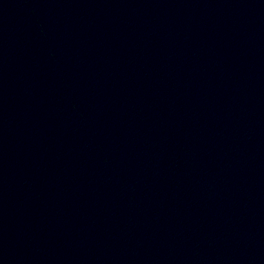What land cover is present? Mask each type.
Listing matches in <instances>:
<instances>
[{"label":"water","instance_id":"obj_1","mask_svg":"<svg viewBox=\"0 0 264 264\" xmlns=\"http://www.w3.org/2000/svg\"><path fill=\"white\" fill-rule=\"evenodd\" d=\"M0 264H264V0H0Z\"/></svg>","mask_w":264,"mask_h":264}]
</instances>
